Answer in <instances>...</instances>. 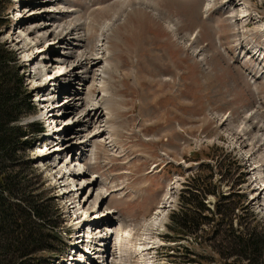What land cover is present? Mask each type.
Here are the masks:
<instances>
[{"label":"rangeland","instance_id":"rangeland-1","mask_svg":"<svg viewBox=\"0 0 264 264\" xmlns=\"http://www.w3.org/2000/svg\"><path fill=\"white\" fill-rule=\"evenodd\" d=\"M205 1L74 0L73 4L68 2L62 6L65 11L74 10V6L81 9L82 14L72 17L70 13H61L58 16H70L57 17L53 22V25L56 23L54 27L62 31L74 28L82 21L86 23L87 29L83 26L75 32L78 36L88 34V39L74 52L84 50L85 46L93 52L104 23L113 22L116 25L109 30V72L103 90L102 105L110 115V127L118 149L117 152L110 153L112 147L106 149L104 147L107 146L100 145L104 147L99 146L96 149L101 151L96 158L99 163H89H95L90 167L89 173L98 176V180L94 177L99 192H104L107 196L109 191L118 190L117 193L114 192L113 198L101 201L100 205L116 210L122 218V233L128 228L130 230L126 238L123 233L125 236L120 249L124 264H181L174 261L172 255H180L185 248L196 256L183 257L182 261L200 264L197 258L199 255H205L203 264H219V261H215L216 258L204 253L205 246L202 247L198 240L189 238L172 243L163 238L168 233L169 215L178 206L179 191L187 177L195 176L199 165L202 164L214 168L211 183L217 184L220 191L222 188L228 190L230 184L226 185L224 181L219 180L220 176L224 180L227 178L224 177L227 170L223 167V156L220 155L217 159L219 151L226 152L232 161L241 166L245 163L243 158L250 154L252 156L253 151L255 161L261 163L264 158V126L260 125L256 129L258 135L251 142L245 137L234 136L235 130L246 120L245 115L250 110L258 108L259 114L264 115V80L256 86L250 85L248 78L241 71L240 62H233L231 48L236 41V29L231 24L233 16L230 14L234 10L220 13L218 7L214 6V13L202 14ZM245 1L249 6L256 7L257 0ZM15 3L16 0H0V28L5 24L7 17L11 22L14 21L15 11L11 12V8ZM128 4L134 10L125 13ZM122 11L124 13L120 16ZM115 16L118 17L117 20ZM73 21L74 24H70ZM32 23L33 21L20 24L15 32L6 29V26L0 29V43L14 52L20 72L22 68L25 69L26 63L23 62L19 51L7 43L10 40H18L20 35L17 33ZM174 24L175 28H172ZM33 39H22V43L17 46L23 47V50L27 48L25 52L33 50ZM37 43L42 41L37 39ZM91 52L89 54L93 55L95 50ZM49 64L53 70L60 65L50 61ZM39 78L40 76L37 79ZM23 80L26 89L33 96L34 92L28 85L30 79L25 77ZM57 96L58 94L53 93V97ZM66 98L60 96L58 101L65 102ZM84 103L88 106L89 99H85ZM226 113L230 114V118L227 117V120L224 119L219 125L218 118L221 120ZM37 114L40 123L48 126L46 120L42 121L43 116L37 108L30 117ZM260 121L261 118L253 116L248 119L247 126ZM45 131L51 133L49 127H46ZM34 144L26 151L29 157L34 154L30 165L35 172L34 182H42L44 190L52 196L55 186H58L54 183L56 175L51 171V166H40L37 163ZM40 144L43 145L42 142ZM76 151L78 148L71 150L67 156L63 155V159L66 158L64 160L67 161L70 153L74 154ZM118 152L122 153L113 156ZM214 152L216 157H212ZM207 154L211 157L206 158ZM194 156H198V160H195ZM104 160L111 165L106 177L102 174L107 166L103 165ZM247 177L248 171L246 185ZM108 186L111 188L107 189ZM119 191H124L123 197L117 195ZM127 192L129 193L126 194ZM59 193L63 194V191L60 190ZM56 194L58 196V190ZM130 194L134 195L132 199ZM63 196L61 200L52 198V204L64 215L65 222L62 227L69 232L71 229L67 227V195ZM166 196H171L173 203L162 225L147 229L146 225L150 223L153 213ZM207 199L209 209L214 210L218 199L211 196ZM248 200L249 195L247 199H241L243 205L240 204L246 207ZM232 201L237 202V197ZM112 226L118 227L115 223H112ZM60 230L61 228V234L64 233ZM110 240L113 245V238ZM55 247H58V250L46 256L44 264H55L57 257L65 260L69 256L70 252L65 246ZM156 247L157 249L150 250ZM174 247H180L178 252L171 250ZM193 260L197 263H192Z\"/></svg>","mask_w":264,"mask_h":264},{"label":"bare ground","instance_id":"bare-ground-1","mask_svg":"<svg viewBox=\"0 0 264 264\" xmlns=\"http://www.w3.org/2000/svg\"><path fill=\"white\" fill-rule=\"evenodd\" d=\"M24 1L25 0L21 1L20 5H15L13 7L12 11H15L14 22L17 24L12 25L10 29L15 32V29L19 27L20 24L31 21H33V23L23 27V29L17 33L20 35L18 40H10L7 44H9L8 46L11 45L15 50L17 49L16 51H19L23 62L26 63L24 73L27 74V76H25L27 79L31 80L32 74L35 72L32 69L43 67L47 70V73H43L39 79H35L38 84L41 86L44 85V87L37 91L39 93L36 91L34 92L32 103L36 104L38 102L39 112L43 116L42 121L46 120L51 133L45 131L43 139L47 140L48 143L43 145L36 144L34 152L37 154V163L40 166H51V171L56 175L54 177V183L58 186H55L54 198L61 200L64 198L63 194L67 195V209L69 212L67 227L71 228L74 226V230L79 227L73 236H71V249L74 253L73 257L68 260L71 261V264H124L120 249H122L121 246L125 236L124 234H126V238L129 236L130 230L128 228L123 234L121 232L122 219L118 215H114V210L106 209L100 205L106 194L98 191L96 178L86 171L88 168L81 162L89 160V153L92 147L97 145L112 146L105 132L107 128V118L97 105L98 97L96 95H91L90 92L93 88H99L103 81V47L102 45H97L95 52L93 50V55L89 54L91 49L87 46L80 52H74V50L80 48L77 46L88 39V34L85 33L78 36L75 32L81 27L86 26V23L83 21L75 25L74 28L65 31L57 30L54 27L56 23L53 25V22L57 17L67 18L70 16H58L61 13H70L72 17H77L76 14H82L80 11L81 9L74 6H72L74 10L66 11L65 7L62 6L68 4V2L73 4L74 0H28V6H24L22 3ZM144 1L148 2L149 0ZM214 3L215 0H208L206 8L213 6ZM127 7L130 9L129 11ZM127 7L126 11H124L125 13L134 10L130 4H128ZM22 8L24 9L22 10ZM124 12L122 11L120 16ZM236 17L237 16L232 17L231 24L234 27L237 26L238 32L242 33V24ZM114 18L117 20L118 17L115 16ZM70 24H74V21ZM115 26L113 22L111 24L107 22L104 23L101 27L102 32L97 37V42L107 45L111 36V31L109 30L113 29ZM172 28H175V24L172 25ZM7 39L8 37L6 40ZM22 39L35 40V44H33V46H35L34 49L25 52L27 48L23 50V47L17 46L22 43ZM37 39H40L42 43L38 44L39 42L37 43ZM55 41L57 42L55 43ZM33 46L29 47L31 48ZM74 47L77 48L74 49ZM52 48L54 49L52 50ZM64 48L66 49L64 50ZM105 50L107 56H109V50ZM246 50V46H238L235 55L242 57L246 55ZM52 57H55L61 64L60 67L57 66V68L59 67L60 69L58 72L54 71L55 73L49 68V61ZM255 57L264 59L262 54ZM262 69L264 70V67ZM255 77H264V72L258 73ZM30 80L28 84L29 87ZM40 80H42V82H40ZM25 88H27L26 85ZM53 93L58 94V96L53 97ZM60 96H66L67 101L62 102L61 100L59 102ZM85 99H89L88 106L84 103ZM69 105L72 106L69 107ZM228 116L229 114L222 116L221 121L227 119ZM64 117L67 118L65 119ZM36 120L40 121L38 115ZM68 130L70 131L68 132ZM40 140L41 139L37 140V142L39 143ZM63 142L65 143L62 144ZM64 147H67L68 153L63 152L61 156H67L71 150L78 148V151L74 154L70 153V157L67 160L72 161L69 164H66L68 162L57 163L56 159H54ZM47 149L49 152L47 153L48 155H45L44 151ZM117 149V146L115 149L112 147L110 153L117 152ZM119 153L120 152H118V154ZM253 155L251 156L250 154L243 158L247 166H245L244 163L242 169L245 175V181L248 171V182L247 185L246 183L242 185L240 189L246 196L249 195L247 206H249V210L260 222L262 221L261 223L264 225V165L255 161ZM252 161H254L255 164ZM172 182L177 183L176 181ZM66 189H68V191ZM57 190L58 196L56 194ZM60 190L63 191V194L59 193ZM117 191L118 190H114L112 192ZM119 196L123 197L122 194ZM171 200H173L171 196H166L162 200L161 204L158 206L159 208L153 213L150 223L146 225L147 229L150 230L153 229V227L157 228L162 225L164 217L173 203ZM60 214L63 225L65 222L64 215L62 212H60ZM119 219L121 221H119ZM112 223H115L116 227L117 225L118 227L114 228ZM110 238H113V250L110 259L105 260V248ZM152 245L154 244L152 243ZM115 250H118V252H115ZM146 256L148 257V255ZM148 260H150L149 257ZM55 264H58V261H56Z\"/></svg>","mask_w":264,"mask_h":264},{"label":"trees","instance_id":"trees-1","mask_svg":"<svg viewBox=\"0 0 264 264\" xmlns=\"http://www.w3.org/2000/svg\"><path fill=\"white\" fill-rule=\"evenodd\" d=\"M19 67L14 54L0 43V264H44L46 256L61 244L54 232L60 224L59 212L43 183L34 182L35 172L30 168L26 151L42 129L37 124H18L35 111ZM220 155L227 170L225 180H230L238 166L225 152L219 151L217 159ZM213 173L212 166L202 164L195 176L187 177L178 206L169 215L164 239L172 243L198 240L205 246L204 253L219 264H264V226L242 206L243 197L233 187L227 196L222 195L217 184L211 183ZM241 181L242 176L237 175L236 186ZM210 196L218 199L214 210L207 205ZM183 251L172 253L174 261L189 264L182 258L194 253L187 248ZM203 259L206 256L199 255L197 261L203 264Z\"/></svg>","mask_w":264,"mask_h":264},{"label":"water","instance_id":"water-1","mask_svg":"<svg viewBox=\"0 0 264 264\" xmlns=\"http://www.w3.org/2000/svg\"><path fill=\"white\" fill-rule=\"evenodd\" d=\"M104 202H105V200H104Z\"/></svg>","mask_w":264,"mask_h":264}]
</instances>
